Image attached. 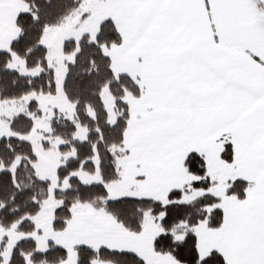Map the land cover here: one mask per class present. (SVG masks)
Returning <instances> with one entry per match:
<instances>
[{
  "label": "snow or ice",
  "instance_id": "6c2138e0",
  "mask_svg": "<svg viewBox=\"0 0 264 264\" xmlns=\"http://www.w3.org/2000/svg\"><path fill=\"white\" fill-rule=\"evenodd\" d=\"M0 264H264V0H0Z\"/></svg>",
  "mask_w": 264,
  "mask_h": 264
}]
</instances>
